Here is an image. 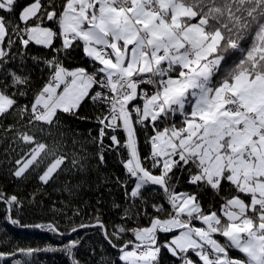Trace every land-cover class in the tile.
Masks as SVG:
<instances>
[{"label":"snow or ice","instance_id":"obj_1","mask_svg":"<svg viewBox=\"0 0 264 264\" xmlns=\"http://www.w3.org/2000/svg\"><path fill=\"white\" fill-rule=\"evenodd\" d=\"M0 144V264H264V0H0Z\"/></svg>","mask_w":264,"mask_h":264},{"label":"trees","instance_id":"obj_2","mask_svg":"<svg viewBox=\"0 0 264 264\" xmlns=\"http://www.w3.org/2000/svg\"><path fill=\"white\" fill-rule=\"evenodd\" d=\"M4 145L0 144V160L4 159L3 152ZM3 167V165H0ZM67 196L66 193H61L59 191H51L52 199H63ZM48 198L45 197L43 205L31 206L22 215V222L26 224L47 222L51 217V212L48 209ZM0 229H6L10 236L14 238L21 246H32L43 248L45 244L52 243L58 244V238L54 237L51 233L30 227H14L7 224L0 218ZM89 236L92 237V241L98 239L95 235L89 232ZM99 251V249H98ZM30 259L31 264H64V257L58 252H39L34 254ZM99 259V257H97Z\"/></svg>","mask_w":264,"mask_h":264},{"label":"bare ground","instance_id":"obj_3","mask_svg":"<svg viewBox=\"0 0 264 264\" xmlns=\"http://www.w3.org/2000/svg\"><path fill=\"white\" fill-rule=\"evenodd\" d=\"M30 228H32V227H30Z\"/></svg>","mask_w":264,"mask_h":264}]
</instances>
